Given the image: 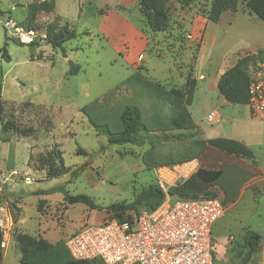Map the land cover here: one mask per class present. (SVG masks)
Instances as JSON below:
<instances>
[{"label":"rangeland","instance_id":"obj_1","mask_svg":"<svg viewBox=\"0 0 264 264\" xmlns=\"http://www.w3.org/2000/svg\"><path fill=\"white\" fill-rule=\"evenodd\" d=\"M43 1L53 5L52 12L36 13L34 23L40 28L27 29L28 6ZM112 12L120 13L134 25L139 41L119 48L108 43L98 27L102 16ZM170 13V28L154 34L141 19L137 0H0V100L4 117L35 131L26 138L3 134L0 127V206H7L15 221L8 246L2 249L0 264H20L21 254L15 242L18 233L40 236L55 244L57 240L64 242L66 234L84 225L102 222L104 210H90L81 203L67 205L64 193L86 195L103 208L133 201L137 193L155 182L153 166L147 167L144 162L149 158L157 159L154 168L196 159L200 167L223 171L220 182L207 189L221 199L225 193L233 198L225 204L227 210L215 227L213 264H239L236 252L244 232L251 229L262 235L264 175L254 161L211 149L204 142L243 138L246 132H258L262 144L251 149L258 161L264 162V121L252 118L246 106L220 107L221 97L208 77L198 82L205 94H196L188 107L194 127L179 132L169 126L174 116L173 104L154 108L147 101L152 97L134 95L138 86L161 88L166 96L172 90L183 93L188 73L194 78L205 72L206 61L193 68L199 37L188 38L189 33L177 19L174 1ZM241 17L247 20V15ZM50 23L61 27L67 24L77 34L64 44L65 55L46 44V28ZM221 27L225 39L223 51L230 60L245 43H256L258 32L252 22L245 31L230 29L225 22ZM138 42L144 52L131 60L130 44L134 47ZM2 49L9 61L3 58ZM168 96L177 101L174 94ZM183 101L177 102L184 105ZM131 102L138 104L148 125L141 146L109 145L106 136L95 130L83 111L89 105L105 106L111 117L109 128L117 130L118 108ZM212 111L221 117L217 124L206 119ZM253 126L256 130L252 131ZM52 150L61 152L69 170L47 179L43 159ZM41 191L48 192L45 195ZM21 197L23 200L18 201ZM262 260L264 239L249 264H260Z\"/></svg>","mask_w":264,"mask_h":264},{"label":"trees","instance_id":"obj_2","mask_svg":"<svg viewBox=\"0 0 264 264\" xmlns=\"http://www.w3.org/2000/svg\"><path fill=\"white\" fill-rule=\"evenodd\" d=\"M172 1L176 2L181 7H187L196 0H137L139 15L149 32L154 34L163 33L170 28L172 24L170 4ZM238 2L239 0H211L209 8L205 12V16L208 21L217 23L220 16L224 12H236ZM245 5L254 15L259 17L264 22V0H248ZM52 9L53 5L48 1L29 5L27 29H39L40 26L34 23L35 14L38 12L50 13L52 12ZM76 37V32L73 29H70L67 24L61 27L58 24L50 23L46 28V44L50 45L52 49L60 50L63 55H65L64 44ZM17 44L20 46H33L35 43ZM2 55L6 61H9V56L7 55L5 49H2ZM254 56H257L256 60H253ZM263 61L264 49L258 50L254 54H246L240 57L231 68L227 69L220 76L217 82L219 95L229 104L246 106L249 98L248 85L250 68L255 67L257 63ZM144 83L146 84L148 82L144 81ZM196 84V80L193 78L192 74L188 73L183 93L173 90L171 91L172 94L177 96L176 99L178 102L181 103V100H184V105H179L177 101L170 99L171 97L168 95L171 93H167L166 96L163 89L155 86H138L135 88L136 94L134 95L146 96L147 98L152 97L153 99L148 98L147 101H150L154 108L155 106H170L173 104V110H171L172 112L174 111V116L171 117L169 126L171 130L179 132L186 128L194 127L191 124L187 106L192 104ZM158 95H161L162 98H158ZM98 109H100V113H97ZM118 110L116 118L117 130H111L108 125V120H111V117H109L108 113L105 112V106L99 105L94 107L93 105H89L83 109L84 113L88 115L91 120V124L95 130L106 136L109 145H143L145 139L142 136L148 132V125L143 121L142 112L138 104H136V102L125 103L118 108ZM97 121H101L102 124H96ZM152 124L153 123L150 122V126H152ZM0 127L3 134H18L26 138L32 137L35 132L32 127H22L12 119L6 120L4 117L3 102L1 100ZM204 143L211 149L233 155L236 158L239 157L252 162L254 161V155L251 150L240 142L226 138H214L208 139ZM166 158L172 161L177 160L176 157L173 159H171V157ZM144 162L147 167L149 165L153 166V169L155 164L158 165L157 159L155 158H149L148 161ZM43 166V169L45 168L47 179L57 178L66 174L69 170L64 166L61 152L54 150L49 152L47 156L44 157ZM222 177L223 171L221 169L200 167L184 183L170 189L169 194L174 200L193 199L202 196L216 197L213 193L207 192V189L219 183ZM46 192L48 191H41L40 193L46 195ZM163 199V192L158 188L155 182L137 193L133 201L129 203H113L104 208L96 205L90 197L83 194L73 196L68 193H64L63 196V201L67 205L81 203L86 205L90 210H104L105 214H108L110 218L118 219L119 221L131 220L133 216L142 209L150 211L154 210L161 204ZM231 201H233V198L231 195L228 196L227 193H225L224 199L221 200L224 206L226 203ZM13 222L15 223V221ZM260 240L261 236L255 231L247 229L244 232L242 244L236 252L239 264H248L250 262L253 254L259 249ZM15 242L21 254L20 264H95L99 261H74L68 254L63 241L51 244L40 236L36 237L26 233H18L15 235ZM1 258L2 249L0 248V262Z\"/></svg>","mask_w":264,"mask_h":264},{"label":"built area","instance_id":"obj_3","mask_svg":"<svg viewBox=\"0 0 264 264\" xmlns=\"http://www.w3.org/2000/svg\"><path fill=\"white\" fill-rule=\"evenodd\" d=\"M249 115L264 121V61L250 69ZM207 121L217 122L214 112ZM200 168L196 159L153 169L164 199L154 210H140L131 220L103 216L99 225H84L64 241L74 261L102 264H212L213 226L225 211L221 198L172 199L169 190L188 180ZM14 226L12 213L0 206V248L8 246Z\"/></svg>","mask_w":264,"mask_h":264},{"label":"crops","instance_id":"obj_4","mask_svg":"<svg viewBox=\"0 0 264 264\" xmlns=\"http://www.w3.org/2000/svg\"><path fill=\"white\" fill-rule=\"evenodd\" d=\"M247 1L248 0H239L237 11L224 12L220 16V19L218 20L217 23H212L208 21L205 16V12L208 10L211 0H196L194 3H192L190 6L187 7H181L179 4L175 2L178 7L177 19L181 22L180 23L181 26L189 33L188 38L190 40H194L196 37H199L200 40V44L198 45L196 51V58L193 64V68L200 66L199 64H201L204 61H206L207 64L205 72L203 74L200 73L198 76H195L193 74L194 79L196 80L197 83L194 97L196 96V94L199 95L205 94L202 91L203 89L201 85H198L199 81H204L208 77L209 79L212 80V83H214L212 84V88L217 89V82L220 76L227 69L231 68L240 57L249 54L250 52L254 54L256 51L264 49V22L259 17L254 15L246 7L245 3ZM245 15H247L246 21H244L243 19L244 17H241ZM102 18L103 19L98 27L99 28L98 31L100 34L104 35L107 38L108 43L110 45H113L115 48H119L124 44L130 43L131 41L133 42L139 41V37H138L139 34L138 31L135 30L134 25L131 22H129L126 17H123V15H121L120 13L112 12L109 13L108 15L102 16ZM222 22H225V26H227L230 29H238V30L242 29L243 31L249 30L252 22L253 27L258 32L256 43L254 44L245 43V47L244 48L242 47L234 56L231 57L230 60L229 57L227 56L226 51H223L225 39L220 32L222 31V27H221ZM142 49L144 48H142V44H140L139 42L134 47L130 44V51H129L130 59L134 60L139 53L143 54L144 51ZM187 50L189 51V47H187ZM227 63H229L228 66H226ZM222 64L225 65L224 67L226 68L223 67L221 68ZM221 100L222 101H220V107L232 105L227 103L222 97ZM236 106H240V105H236ZM188 107H191V105L187 106V110ZM212 112H214L217 116V122H213V123L216 124L219 123L221 119L220 115L216 111H212ZM253 130H256V127H254L252 131ZM245 134L246 135L242 136L243 138H226V139L240 142L244 144L248 149H250L254 155V163H256L258 169L264 175V162L258 161L256 153L254 152V150L252 151L251 149L252 146L258 147V145L262 144L260 140L261 138L258 135V132L255 133L246 132ZM22 200L23 198L21 197V200L18 201H22ZM21 205L23 206L24 204L22 203ZM226 210L227 208H225L224 213L226 212ZM219 220L216 221L212 230L213 245L215 242V236H214L215 227ZM18 222H20V219ZM72 233L74 232L66 234L65 239L69 237ZM259 233L261 234V232ZM260 236L261 239H264V230L262 235ZM228 239L230 241L232 240L231 237H229ZM230 241H228L229 244L231 243ZM56 242H58V240ZM234 245H235L234 243H231L232 248L235 247ZM257 252L253 254L250 262L253 260V257ZM213 258H214V251H213ZM260 264H264V260H262Z\"/></svg>","mask_w":264,"mask_h":264},{"label":"water","instance_id":"obj_5","mask_svg":"<svg viewBox=\"0 0 264 264\" xmlns=\"http://www.w3.org/2000/svg\"><path fill=\"white\" fill-rule=\"evenodd\" d=\"M256 59H257V56H254L253 60H256ZM250 69H252V67Z\"/></svg>","mask_w":264,"mask_h":264}]
</instances>
